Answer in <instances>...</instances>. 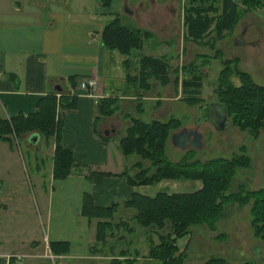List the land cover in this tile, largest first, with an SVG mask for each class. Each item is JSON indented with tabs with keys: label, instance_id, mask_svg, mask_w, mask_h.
<instances>
[{
	"label": "trees",
	"instance_id": "1",
	"mask_svg": "<svg viewBox=\"0 0 264 264\" xmlns=\"http://www.w3.org/2000/svg\"><path fill=\"white\" fill-rule=\"evenodd\" d=\"M99 1L106 6L110 3V0ZM258 7H264V0H182L185 35L197 40L213 30L215 38H220L223 32L234 28L243 12ZM150 36V30L122 23L117 12L111 14L100 32L102 44L123 55L121 63L126 69L127 79L131 83L136 79L137 84L145 88L149 86L150 76L161 84L169 80V66L163 56L139 53L144 40ZM216 50L215 53L220 52ZM132 56L137 66L136 76L130 73ZM237 59V56H233L221 60L222 66L215 76L212 90L215 99L225 106L231 124L247 131L254 138L264 127V84L256 82L249 72L234 67ZM177 68L186 74L179 80L181 99L187 104L201 102L203 72L195 69L192 61ZM177 68L173 70L175 75ZM231 75L238 78L237 83L232 82ZM68 78L74 84L75 77L69 75ZM177 80L175 76L174 85ZM74 101L75 94L70 91H50L38 97L32 111H18L9 116L0 114V140L6 141L11 147L13 137L20 133L31 132L36 138L41 135L53 137L51 177L64 178L74 162L71 149L60 142L59 109L72 108ZM118 108L116 96H99L95 119L112 114ZM127 117L128 124L117 139V148L123 157L131 154L135 156L130 164L135 170L129 172V166L124 164L117 175L125 177L130 184H155L162 178H170L198 179L200 186L188 191L158 190L152 195L132 191L129 198L121 201L115 199L109 205L94 204L90 194L84 192L80 213L88 222L93 217L101 218L95 221L94 243L90 249L96 252L103 245L108 250V253H103L108 257L105 264H137L135 247L133 251L121 247L113 252L114 242L107 244L106 236H113L116 227L126 232H133L135 228L142 232L143 229L148 238L145 256L157 264H185V252L177 247L176 238L186 234L189 226L194 224L207 223L209 228H213L214 220L226 202L249 203L251 233L264 241V186L246 191H226L235 168L249 165L248 155L239 153L229 157L216 156L203 162H186L184 159L173 162L165 157L164 146L169 131L180 124L178 118L171 116L165 120L144 121L131 114ZM96 173L109 174L106 171ZM119 206L127 209L129 215L116 218ZM151 232L156 234V241H152ZM48 246L51 253H65L70 243L67 239L48 240ZM202 264L229 263L224 256L209 255ZM241 264L256 262L253 258H247Z\"/></svg>",
	"mask_w": 264,
	"mask_h": 264
},
{
	"label": "rangeland",
	"instance_id": "2",
	"mask_svg": "<svg viewBox=\"0 0 264 264\" xmlns=\"http://www.w3.org/2000/svg\"><path fill=\"white\" fill-rule=\"evenodd\" d=\"M110 1L111 7L118 13L120 21L129 26L137 25L134 13H138L137 16L140 15L141 21L145 23L150 18H155L157 13L159 14V10L162 11L163 16L166 17L167 15L173 20L174 11L170 13L168 9L171 5L174 7L178 5V8L176 7L178 13L175 16L179 21L177 35L182 34L180 30L183 11L182 0ZM160 2L167 5L168 9L160 6ZM169 3H171L170 6ZM175 23H177L176 20ZM243 25H245V31L242 41L236 43L234 36L242 29ZM162 35L155 32L148 39V43L155 46L152 52L154 55L157 54L155 52L157 41ZM170 36L167 39L172 50L175 35ZM185 39H181V43L182 47L186 49V57H173V59L169 57L167 59L171 63L168 65V72L170 73L169 75L167 73L168 79L177 76L180 80L186 74L177 66L192 61L195 69L203 72L200 89L201 102L215 99L212 90L213 81L222 66L221 60L225 58L237 56L238 59L234 67L249 72L256 82L264 84V7H258L254 10L248 9L243 12L234 28L231 31L223 32L220 38H215V32L210 30L202 36L201 40H196L206 41V43ZM141 46L143 47L144 43ZM142 47L139 49L141 52H143ZM191 47L192 49L196 48L194 54L190 50ZM216 49H219L220 52L215 53ZM115 53L117 55L118 52L115 51ZM169 55L176 56L175 50ZM119 58L115 56L117 61ZM134 58L132 56L130 73L136 76L135 69H133L136 66ZM176 68L177 75L173 72ZM152 79L156 78L148 77L149 84ZM230 79L234 83L238 81L235 75H231ZM156 81L158 80L156 79ZM136 82L137 80L134 79L133 83L127 82V85L131 88H145ZM201 102L187 104L180 99L173 102L172 115L167 116L168 118L169 116L178 118L180 124L171 130H176L181 126L193 125L197 126L196 129L200 136L198 145L185 148L174 145L167 137L164 146L165 157L173 162L181 159L186 162H203L216 156L229 157L234 154L245 153L248 155L250 163L247 166L235 168L226 191H246L263 187L264 127L254 138L247 131L231 124L228 116H226L222 128L214 127L210 122L202 119V112L198 108ZM129 111L131 115L136 114V110L129 109ZM148 112L149 110H146L140 116H134L145 121L152 118ZM163 118L167 117L162 116L161 119ZM125 124H128V119ZM125 124L123 125L124 128ZM30 135L31 132H25L13 137L11 147L6 141L0 140V247L13 252H23L32 246L30 241L34 238H38L42 245L46 239L59 237L69 241L70 248L67 253L39 256L33 261L28 260L29 258L25 256L14 257L11 264H87L88 262L105 264L108 257H100V255L108 253V250L103 245L97 248V256L89 258L87 255L89 246L94 243L95 221L101 219L93 217L88 222L87 218L80 213L83 191L89 189L90 180L81 176L76 179L73 177L52 178L50 173L51 136L45 138L41 135L33 140ZM114 137L116 138V136ZM124 158L125 164L129 166L127 170L133 172L135 169L130 167V164L134 161L135 156L131 154ZM108 168L110 170L117 169L112 166ZM122 169L123 167H121ZM82 170L89 172L86 168ZM188 181L192 180L188 179L184 182ZM118 208L117 214H115L116 218L129 215L127 209L122 208V206ZM120 230L116 227L113 229V236H106L107 244L114 242L113 252L121 247L133 251L132 249L135 247L138 254L137 264H157L145 256L148 238L143 229L142 232L138 228H135L133 232ZM251 230L249 203L226 202L223 204L219 216L214 220L213 228H209L207 223L191 225L188 233L178 237L176 243L178 244L177 247H183L185 264H202L209 255L224 256L229 264H241L247 258H253L256 264H264V241L253 242V244L252 239L256 237L252 235ZM151 236L152 241H156L154 232H151ZM187 237L189 238L184 246ZM19 240L24 241L20 242ZM46 253L50 255L48 251Z\"/></svg>",
	"mask_w": 264,
	"mask_h": 264
},
{
	"label": "crops",
	"instance_id": "3",
	"mask_svg": "<svg viewBox=\"0 0 264 264\" xmlns=\"http://www.w3.org/2000/svg\"><path fill=\"white\" fill-rule=\"evenodd\" d=\"M159 5L167 8L162 3ZM111 6V1L106 6L101 5L99 0H0V114L9 116L18 111L26 113L34 110L38 97L45 92L58 91L55 85H59V90L74 93L73 107L59 109L60 142L71 149L74 162L65 177L88 178L89 189L83 192H88L96 205H109L115 199H127L132 191L152 195L158 190L170 192L196 189L200 186L198 179L184 182L186 179L162 178L155 184H130L122 175L114 174L125 164V158L117 148V139L123 132L129 109L136 110L133 115L138 116L149 110L148 115L152 118L148 120H165L167 115H172L173 102L182 99L179 79L174 85V77L164 84L152 79L149 86L143 89L127 85L130 81L121 63L123 55L119 52L115 55V50L107 49L100 39L104 23L115 12ZM176 7L178 5H171L167 9L170 13L174 11L177 16ZM134 14L137 27L150 30L152 34H163L157 41L156 56H163L166 60L169 57H186V49L181 43V39L187 37L182 23L183 12L180 27L182 34L179 36V21L175 16L172 20L167 15L163 16L159 10L155 18L145 23L141 21L140 15L137 16L138 13ZM170 35H175L172 50L168 45ZM148 39L141 46L142 54L153 52L155 46L150 45ZM185 40L194 41L189 37ZM194 49L190 48L192 53ZM173 50L176 56L169 55ZM115 56L120 57L118 61ZM167 63L171 64L168 60ZM133 69L137 73V66ZM69 75L75 77L74 84H71ZM87 76H93L98 81L99 87L94 94H88L78 85V80ZM107 95L117 97L119 108L111 115H101L95 119L97 98ZM162 116L167 118L161 119ZM50 139L52 151L53 137ZM110 166L117 169L110 170ZM83 168L89 172H84ZM96 171L109 174L98 175ZM57 239L61 238L46 239L41 245L40 240L34 238L30 241L32 246L23 252L0 247V264H11L14 257L25 256L33 261L39 256H52L54 253L50 252L48 240ZM252 240V243L261 242L257 238ZM87 255L93 258L97 252L91 251L89 246Z\"/></svg>",
	"mask_w": 264,
	"mask_h": 264
},
{
	"label": "water",
	"instance_id": "4",
	"mask_svg": "<svg viewBox=\"0 0 264 264\" xmlns=\"http://www.w3.org/2000/svg\"><path fill=\"white\" fill-rule=\"evenodd\" d=\"M244 31L245 25H243L242 29L234 36V42L238 43L242 41ZM54 87L57 90L60 89L59 85H55ZM198 108L202 112L203 120H207L214 127H223V123L226 120V110L222 103L216 99H211L210 101L201 102L198 105ZM199 136L200 133L195 126H181L170 133V140L174 145L185 148L188 146L198 145ZM30 138L35 140L36 135L31 133ZM87 264H92V262H88Z\"/></svg>",
	"mask_w": 264,
	"mask_h": 264
},
{
	"label": "built area",
	"instance_id": "5",
	"mask_svg": "<svg viewBox=\"0 0 264 264\" xmlns=\"http://www.w3.org/2000/svg\"><path fill=\"white\" fill-rule=\"evenodd\" d=\"M78 85L80 88L85 90L88 94H94V91L98 87V81L93 76L81 77L78 80Z\"/></svg>",
	"mask_w": 264,
	"mask_h": 264
}]
</instances>
